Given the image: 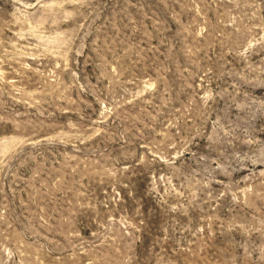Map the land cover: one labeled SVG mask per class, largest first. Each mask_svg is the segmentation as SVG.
<instances>
[{"label":"rangeland","instance_id":"rangeland-1","mask_svg":"<svg viewBox=\"0 0 264 264\" xmlns=\"http://www.w3.org/2000/svg\"><path fill=\"white\" fill-rule=\"evenodd\" d=\"M0 264H264V0H0Z\"/></svg>","mask_w":264,"mask_h":264}]
</instances>
